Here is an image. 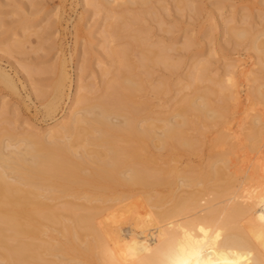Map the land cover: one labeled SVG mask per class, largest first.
I'll use <instances>...</instances> for the list:
<instances>
[{"label":"bare ground","instance_id":"bare-ground-1","mask_svg":"<svg viewBox=\"0 0 264 264\" xmlns=\"http://www.w3.org/2000/svg\"><path fill=\"white\" fill-rule=\"evenodd\" d=\"M93 1L91 5L97 2ZM98 1H103V6L104 2L106 6L129 3ZM130 2L140 3L143 12L151 9L152 0ZM111 14L115 22L105 35L111 42L132 38V46L136 44L140 50L139 64L129 61L128 47H111L109 55L119 74L104 72L108 83L99 101L87 103L84 95L94 86L81 85L77 103L84 106L74 110L69 121L50 127L45 135L24 131L18 136L3 127L0 264H264V112H258L248 133L249 153L255 154L248 160L251 155L247 153L248 162L232 158L237 155L236 146L223 132L214 146H228L227 152L218 151L206 168L196 167L195 171L192 166L187 172L171 162L176 153L195 151L196 144L189 142L188 133L186 136L189 113L198 112V124L203 117V122L206 118L218 121L226 116L230 104L238 101L231 89L236 86L239 66L228 67L222 80L208 75V63H196L192 68L187 87L197 91L199 82H212L222 95L218 110L212 109L208 97L198 93L185 98L169 116L154 117L147 106L143 107L146 103L135 101V94L146 87L134 70L147 68L155 58L168 65L169 60L164 62L168 54L163 47L151 48L140 27L134 28L142 20L140 15L132 14L127 21L125 13ZM249 35L244 30L236 36ZM253 48L264 65V33L253 40ZM122 68L131 71L123 72ZM261 70L252 78L258 85L251 97L264 104ZM57 72L44 104L46 114H55L69 84L65 64ZM0 79L15 89L6 72L0 71ZM160 87L153 90L157 93ZM195 128L204 133L200 126ZM7 141L11 146H24V151L16 152L17 147L5 154ZM152 143L159 152L166 150L165 156L157 154L154 160L149 159L146 152ZM184 188L190 191L181 194ZM136 193L144 195L149 209H139L137 201L130 203ZM124 225H129L127 232Z\"/></svg>","mask_w":264,"mask_h":264},{"label":"rangeland","instance_id":"rangeland-1","mask_svg":"<svg viewBox=\"0 0 264 264\" xmlns=\"http://www.w3.org/2000/svg\"><path fill=\"white\" fill-rule=\"evenodd\" d=\"M96 1L97 5H91L93 0H0V71L6 72L15 84L13 90L0 79V134L10 129L18 136L24 131L45 135L56 123L69 121L72 112L84 106L77 103L81 85L94 86L92 92H83L87 103L99 101L108 83L104 72L110 70L115 73L113 76L119 74L115 60L109 55L111 47L129 48V61L139 64L140 50L136 44L132 46V38L127 36L122 41L111 42L105 35L111 22H115L110 18L113 11L125 13L127 21L132 14L140 15L142 20L134 28L140 27L151 48L163 47L165 55L168 54L169 58L164 61L169 60L168 65L158 63L159 58H155L156 64L155 61L154 64L149 63L147 68L134 66L137 79L143 80L146 87L143 92L135 94V101L146 103H142L143 107L147 106L154 117L169 116V111L182 104L185 98L198 93L208 97L212 109L218 110L222 95L212 82H199L197 91L187 87L193 66L200 62L208 63V75L218 80L225 79L228 67L239 66L235 70L236 86L231 89L238 101L230 104L223 119L214 121L206 118L203 122V117L199 125L198 112L189 113L190 125L186 127V136L188 133L189 142L195 143L196 148L192 154L176 153L171 161L176 168L186 170L193 166L191 170L197 171L206 168L218 151L227 152L228 146H214L221 132L229 134V142L236 146L238 156H232L234 160L235 157L237 162L251 160L255 154L249 153L248 133L258 112H264V104L254 102L251 97L258 85L252 78L258 76L261 69L264 71L260 55L253 48V40L264 33V0H152L151 9L146 12L140 3L133 4L130 0L129 3L123 1L107 6L105 2L104 6L101 5V0L100 3ZM244 30L252 35L236 36ZM17 45L21 47L17 49ZM62 64H65L70 78L65 97L53 112L55 114H46L44 104L52 93L50 83L56 80ZM169 65L176 69H170ZM157 86H161V90L156 93L153 88ZM194 124L200 126L204 133L197 131ZM7 143L4 142L6 146H3L5 154L25 149L24 146H11L9 143L8 146ZM146 153L149 159L154 160L157 154L165 156L167 151L159 152L152 143ZM247 153L251 155L248 160ZM157 162L161 166L164 164ZM163 166L166 167L165 164ZM183 190L181 194L190 188ZM136 195L130 203L137 201L139 209H149L144 204H147L144 195ZM123 227L126 232L129 230V225Z\"/></svg>","mask_w":264,"mask_h":264}]
</instances>
